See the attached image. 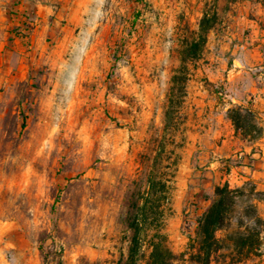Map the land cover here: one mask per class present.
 Listing matches in <instances>:
<instances>
[{
    "label": "rangeland",
    "instance_id": "1",
    "mask_svg": "<svg viewBox=\"0 0 264 264\" xmlns=\"http://www.w3.org/2000/svg\"><path fill=\"white\" fill-rule=\"evenodd\" d=\"M207 13L214 26L186 60L167 125L173 77ZM256 89L264 0H0V264H126L137 203L136 264L159 239L194 264L190 237L215 186L255 183L245 176L259 155L228 109L252 107ZM151 177L166 185L144 210ZM218 259L264 264V244Z\"/></svg>",
    "mask_w": 264,
    "mask_h": 264
},
{
    "label": "trees",
    "instance_id": "2",
    "mask_svg": "<svg viewBox=\"0 0 264 264\" xmlns=\"http://www.w3.org/2000/svg\"><path fill=\"white\" fill-rule=\"evenodd\" d=\"M216 15L204 16L201 21L199 38L195 40L183 55V65L178 74L173 77L174 86L169 97V106L166 110L167 125L174 122L179 97L185 94L188 58L200 57L202 46L207 40L206 33L214 26ZM180 90L178 95L176 89ZM228 115L235 129L236 136L243 142L253 144L264 137V125L261 123L258 112L251 107L238 105L228 109ZM250 190L244 186H232L229 181L215 186L210 206L197 218V229L190 237L191 257L194 264H212L218 261V256L230 258L232 262L242 261L257 254L264 244V217L259 212L258 200H264V191L259 190L255 183ZM165 186L156 177L149 179V188L143 209L148 208L157 193L158 185ZM165 188V187H164ZM131 218V226L135 229L129 260L126 264H136L141 259L143 239L141 232L144 223L140 220V205ZM139 210V211H138ZM223 232V234H221ZM178 256L165 246L163 239L152 244L147 264H177ZM120 264H124L121 262Z\"/></svg>",
    "mask_w": 264,
    "mask_h": 264
},
{
    "label": "crops",
    "instance_id": "3",
    "mask_svg": "<svg viewBox=\"0 0 264 264\" xmlns=\"http://www.w3.org/2000/svg\"><path fill=\"white\" fill-rule=\"evenodd\" d=\"M238 71L240 72L242 70H238ZM237 87H238V84H237ZM262 92H264V89L263 91H259L257 89L254 90L253 94L255 96V100L253 103H251L252 105L251 108L257 111L259 114H262V112H264V93ZM234 101L242 103L241 100H238L236 98H234ZM262 140H264V137L260 139L259 141H257L256 143L251 144L249 146V148L251 149V152L254 155H259L257 158H260V159L257 161L259 163L256 164V168L250 172L251 176H245V180L253 179L255 183L258 184L259 190H264V149H263V145H261L262 146L261 148L258 147L259 146L258 144H260ZM226 181H229L231 183V180H226ZM257 204H258L259 212L264 216V200H258Z\"/></svg>",
    "mask_w": 264,
    "mask_h": 264
},
{
    "label": "clouds",
    "instance_id": "4",
    "mask_svg": "<svg viewBox=\"0 0 264 264\" xmlns=\"http://www.w3.org/2000/svg\"><path fill=\"white\" fill-rule=\"evenodd\" d=\"M73 62H70V66H69V69L67 70L66 74H65V82L68 84L69 88H72L73 85L71 84V81H72V78H73V70H72V67H71V64Z\"/></svg>",
    "mask_w": 264,
    "mask_h": 264
}]
</instances>
